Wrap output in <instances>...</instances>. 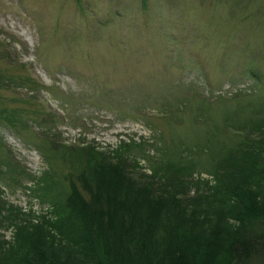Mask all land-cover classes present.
I'll return each instance as SVG.
<instances>
[{
    "label": "rangeland",
    "instance_id": "374dc122",
    "mask_svg": "<svg viewBox=\"0 0 264 264\" xmlns=\"http://www.w3.org/2000/svg\"><path fill=\"white\" fill-rule=\"evenodd\" d=\"M0 81V114L18 119L14 127L0 118L1 199L25 212H50L57 191L90 165L79 196L104 210L111 202L95 185L133 193L144 173L186 188L241 165L198 211L237 207L252 188L244 185L264 182V0H0ZM40 104L53 119L43 120ZM51 132L100 148L104 160L85 152L82 167L51 153L55 139H41ZM46 175L58 188L39 193L50 189Z\"/></svg>",
    "mask_w": 264,
    "mask_h": 264
},
{
    "label": "trees",
    "instance_id": "16d2710c",
    "mask_svg": "<svg viewBox=\"0 0 264 264\" xmlns=\"http://www.w3.org/2000/svg\"><path fill=\"white\" fill-rule=\"evenodd\" d=\"M29 80L31 85L38 86L35 80L30 77ZM34 98L30 96V99ZM20 100L25 105L31 103V100ZM40 107L44 121L53 119V112ZM1 112L3 121L18 127L15 115ZM57 138L53 132L41 136L43 143L55 139L54 151L47 150L70 158L69 162L74 165L82 163L83 167L85 162L80 158L85 152L91 153L94 160H104L103 152L96 146L95 150H87L83 144L75 146ZM241 145L246 147L244 151L240 150L243 155L252 154L250 143ZM234 155L237 161L243 158ZM119 156L110 158L112 163L118 161L117 166L123 163ZM261 164L264 168V161ZM230 165V170L241 166L234 162ZM91 167L81 170L75 187L68 184L70 190L57 191L51 211L39 216L1 199L0 193V264H264L263 180L254 185L243 184L252 188H242L246 194H242L240 202L243 204L237 207H234L238 204L235 200L227 206L230 207L228 210L220 206L217 212L198 211L200 199L218 190L217 182L219 184L221 179L232 174L228 173L230 170L218 169L214 185L199 180L197 185L193 182L186 188L174 179L144 173L141 176L145 185L132 183L137 192L130 191L137 195L124 193L119 186L110 183L105 184L107 188L95 185L94 190L99 188L102 197L111 202L104 210L100 206H90L82 194L79 196L81 186L90 179L86 172L93 169ZM70 175L74 178L76 174L70 172ZM43 177L50 189L39 187V193L49 194L58 188L56 183L48 182L54 181V177ZM199 184L206 188L202 196H191L190 191ZM234 188L238 187L230 183L229 189ZM229 189H224L228 195L231 194ZM139 194H146L151 199L144 201ZM154 199L161 201L151 202ZM80 203L84 207L69 209V205ZM228 215L235 221L227 220ZM9 229L13 236L6 240L4 231Z\"/></svg>",
    "mask_w": 264,
    "mask_h": 264
}]
</instances>
